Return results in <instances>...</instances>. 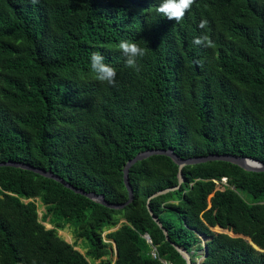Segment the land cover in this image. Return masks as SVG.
I'll list each match as a JSON object with an SVG mask.
<instances>
[{"label": "trees", "instance_id": "16d2710c", "mask_svg": "<svg viewBox=\"0 0 264 264\" xmlns=\"http://www.w3.org/2000/svg\"><path fill=\"white\" fill-rule=\"evenodd\" d=\"M159 3L0 0V162L52 170L111 203L129 200L125 166L148 149L264 162V0H194L178 22L157 13ZM202 34L214 47L193 43ZM122 39L145 49L139 71L125 66ZM94 51L116 69L115 87L91 71ZM179 172L166 155L139 161L130 170L134 201L112 209L55 179L0 166V264H187L148 209L150 196L179 185L150 206L194 264L202 237L203 264H264L248 240L213 230L264 250V172L211 161L186 166L182 184ZM69 224L86 254L59 234Z\"/></svg>", "mask_w": 264, "mask_h": 264}, {"label": "water", "instance_id": "95a60500", "mask_svg": "<svg viewBox=\"0 0 264 264\" xmlns=\"http://www.w3.org/2000/svg\"><path fill=\"white\" fill-rule=\"evenodd\" d=\"M154 155H166L171 157L178 165H179V180H180V184H182L183 182H185V177L183 174V169L186 166L189 165H196V164H202V163H207V162H211V161H225V162H230L233 164H236L238 166H240L241 168H243L246 171L249 172H264V162L255 159L253 157H249V156H241V155H233V154H210L207 156H198V157H192V158H181L180 156H178L176 154V152L173 149H158V148H154V149H148L145 151H142L140 153H138L133 159L129 160L125 166L124 169V179H125V184L126 187L129 191V200L126 203H111L106 199V196L103 194H98L96 192H87L85 190L79 189L75 186H73L72 184H70L69 182H67L64 178L60 177L59 175H56L52 170H46L44 168H40V167H35L31 164L28 163H23V162H17V161H7V162H0V166H13V167H17V168H22V169H26V170H31L34 171L36 173H39L45 177L48 178H52L55 179L61 183H63L66 187L74 190L77 193H80L82 195L87 196L88 198H90L93 201H96L98 203H101L109 208L112 209H122L124 207H126L127 205L131 204L134 201V189L130 183V170L131 168L137 164L139 161H142L144 159L150 158ZM180 187H170L167 189H163L160 191H157L156 193H154L152 196L149 197L148 199V209L150 214L152 215V218L156 221V223L161 227V229L164 231L166 238L168 241H170L172 243V245L183 255V257L186 259L187 264H194L193 263V252L189 253L186 248L181 247L179 245H177L175 242H172L170 240V236H169V232L168 230L164 227L163 223L161 222V220L155 215L154 211L152 210L151 206H150V201L156 197H159L161 195L167 194L171 191H174L176 189H178ZM118 228V227H117ZM220 228V233H226V234H230L231 236L234 237H241L244 238L246 240H248L256 249L260 250V251H264L263 249L259 248L250 237L242 235V234H235L234 232L229 231L228 229H224L222 227H218ZM145 238L148 239L147 241H149L150 243L152 242L150 235H145ZM207 242V240H206ZM206 242L204 244V259L207 257V245ZM114 248H115V252H116V259L118 257V250H117V245L114 242ZM203 264V263H202Z\"/></svg>", "mask_w": 264, "mask_h": 264}, {"label": "clouds", "instance_id": "9594fccd", "mask_svg": "<svg viewBox=\"0 0 264 264\" xmlns=\"http://www.w3.org/2000/svg\"><path fill=\"white\" fill-rule=\"evenodd\" d=\"M33 4L39 0H31ZM194 0H160L156 12L162 14L168 20L180 21L184 18L185 14L190 10ZM208 21L202 19L199 27L205 28ZM197 46L214 47V43L207 34H202L193 40ZM122 55L125 58V66L135 71H139L138 58L145 55V49L140 47L138 42L122 39L118 44ZM91 71L96 74V79L109 86H116V69L105 63V57L99 52L94 51L90 57Z\"/></svg>", "mask_w": 264, "mask_h": 264}, {"label": "rangeland", "instance_id": "374dc122", "mask_svg": "<svg viewBox=\"0 0 264 264\" xmlns=\"http://www.w3.org/2000/svg\"><path fill=\"white\" fill-rule=\"evenodd\" d=\"M38 205H39V217L40 219L43 218V215L46 213V206L43 205L40 201H38ZM45 226L49 229L53 228L54 226L52 224L49 223V218L46 220V222L44 223ZM73 226H71L70 224L64 229V230H59V234L65 239L67 240L68 242L70 243H76L77 242V249L80 250L83 254H86L87 252V249H85L84 245L85 243H87V241L83 240V239H78L74 232H73ZM215 232H221L220 231V228H214L213 229ZM110 231H106L103 236H104V239L106 242L110 243V248H111V256H110V259L115 262L116 260V252H115V248H114V241L110 240L107 238V234L109 233ZM202 241H203V245L205 244L206 242V238L202 237ZM204 251H201L198 256H197V262L198 264H202V262L204 261ZM107 259V258H105ZM100 261H97L96 264H99Z\"/></svg>", "mask_w": 264, "mask_h": 264}, {"label": "built area", "instance_id": "2783aa9c", "mask_svg": "<svg viewBox=\"0 0 264 264\" xmlns=\"http://www.w3.org/2000/svg\"><path fill=\"white\" fill-rule=\"evenodd\" d=\"M215 182L218 184V186H219V188L220 189H223L224 188V185H227L228 183V180H227V178H223V180H222V185H221V182H219V181H217V180H215ZM218 188V189H219ZM148 240V239H147ZM149 242V241H148ZM150 243V242H149ZM153 256L156 258L157 257V253L156 252H154L153 253Z\"/></svg>", "mask_w": 264, "mask_h": 264}, {"label": "crops", "instance_id": "0c3cea01", "mask_svg": "<svg viewBox=\"0 0 264 264\" xmlns=\"http://www.w3.org/2000/svg\"><path fill=\"white\" fill-rule=\"evenodd\" d=\"M203 240V239H202ZM203 243V242H202ZM203 263V262H202Z\"/></svg>", "mask_w": 264, "mask_h": 264}]
</instances>
